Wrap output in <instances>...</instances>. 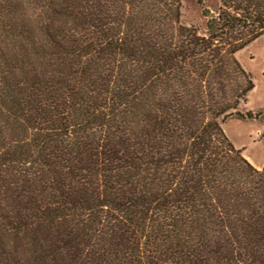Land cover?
<instances>
[{"label": "trees", "instance_id": "16d2710c", "mask_svg": "<svg viewBox=\"0 0 264 264\" xmlns=\"http://www.w3.org/2000/svg\"><path fill=\"white\" fill-rule=\"evenodd\" d=\"M182 1L0 0V264H264V168L223 129L264 0L203 30Z\"/></svg>", "mask_w": 264, "mask_h": 264}, {"label": "rangeland", "instance_id": "374dc122", "mask_svg": "<svg viewBox=\"0 0 264 264\" xmlns=\"http://www.w3.org/2000/svg\"><path fill=\"white\" fill-rule=\"evenodd\" d=\"M219 5L220 0H183L180 22L183 26L203 30V10L214 11ZM237 58L254 82V89L239 111L251 112L254 119H229L224 122L223 129L233 146L261 169L264 168V37L240 51Z\"/></svg>", "mask_w": 264, "mask_h": 264}]
</instances>
